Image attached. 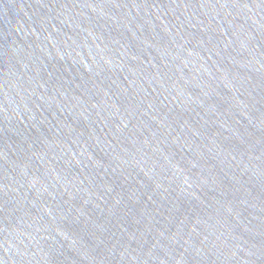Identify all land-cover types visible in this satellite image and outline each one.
<instances>
[{
  "label": "water",
  "instance_id": "1",
  "mask_svg": "<svg viewBox=\"0 0 264 264\" xmlns=\"http://www.w3.org/2000/svg\"><path fill=\"white\" fill-rule=\"evenodd\" d=\"M0 264H264V0H0Z\"/></svg>",
  "mask_w": 264,
  "mask_h": 264
}]
</instances>
